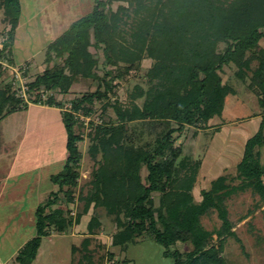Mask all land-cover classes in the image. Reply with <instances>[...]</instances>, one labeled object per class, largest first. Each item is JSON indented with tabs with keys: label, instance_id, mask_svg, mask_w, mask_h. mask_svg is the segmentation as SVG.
Returning <instances> with one entry per match:
<instances>
[{
	"label": "trees",
	"instance_id": "trees-1",
	"mask_svg": "<svg viewBox=\"0 0 264 264\" xmlns=\"http://www.w3.org/2000/svg\"><path fill=\"white\" fill-rule=\"evenodd\" d=\"M0 8L8 26L0 59L6 57L14 63L11 42L20 23L21 3L0 0ZM262 41L264 0H95L91 13L48 45L46 60L52 62L55 57L63 59V64L47 66L28 84L34 105L61 110L63 103L54 95L43 100V92L67 95L79 78L98 80L106 90L74 100L71 110L62 111L68 157L63 170L51 176L59 190L38 207L36 236L20 249L13 264H33L43 240L79 224L92 204L104 208L121 228L110 247L126 250L151 234L176 264H227L222 242L235 233L224 204L237 187L222 175L197 202L193 188L202 162L184 156L176 142L187 128L207 129L211 120L223 117L228 98L236 90L224 81L222 73L225 67L235 66V76L257 96L263 118L258 132L245 144L236 179L243 182V190L254 188L264 199L260 164L264 148ZM92 49L102 51L104 66L113 68L103 78L97 72L99 61ZM145 59L153 61L146 74V88L136 87L129 107L113 105L118 125L96 129L91 151L94 156L102 153L103 159L93 171L83 213L73 219L60 208L52 209L60 201V193L73 203L79 185V143L83 138L77 130L83 124L77 113L95 100L108 98L113 80L141 69ZM138 99L143 100L141 105ZM28 108L0 68V121ZM134 133L141 140L146 134H155V138L139 145ZM144 169L146 177L142 176ZM155 195H159L160 208L155 206ZM212 210L218 211L222 220V228L215 232L206 230L201 222ZM93 227H100L98 218L90 222V235L95 234ZM94 241L88 235L79 247L72 246V264H97ZM178 243L191 244L193 250L171 252ZM75 253H81L77 262ZM114 256L112 252L109 255L111 259Z\"/></svg>",
	"mask_w": 264,
	"mask_h": 264
},
{
	"label": "rangeland",
	"instance_id": "rangeland-1",
	"mask_svg": "<svg viewBox=\"0 0 264 264\" xmlns=\"http://www.w3.org/2000/svg\"><path fill=\"white\" fill-rule=\"evenodd\" d=\"M94 2L95 0H37L39 7H46V10L40 14L37 13V9L31 12L33 18L26 17L24 24L17 31V42L14 43L15 40L11 42L17 58L16 65L19 66V63L26 60L31 61L25 64L28 67V74H25L27 81H32L49 65L63 64V59L55 57L52 62H48L45 48L74 22L88 15L94 7ZM117 7L118 4L113 6L114 11ZM2 16L3 13L0 11V36L8 33ZM260 46L264 48V41ZM92 51L99 61L97 72L103 78L105 73L113 68L104 66L102 51L95 49ZM152 64V60L145 59L141 69L131 71L123 79L113 80V92L109 93L108 98L104 97L102 100H95L93 105H86L85 110H89V113L85 110L77 113V118L83 124L77 130L83 138L79 143L82 154L79 185L75 189L73 203H68L64 193H60V201L52 209L60 208L73 219L83 213L84 199L93 186V171L97 163L103 159L102 153L94 156L91 151L96 129L118 125L113 105L126 108L132 104V95L136 87L146 88V74ZM235 71V66H231L225 67L222 73L224 81L236 90V94L228 98L223 117L211 120L207 129L187 128L177 139L176 147H181L184 156L202 162L197 168L193 188L197 201H202L203 192L210 190L212 182L222 175H226L229 183L237 187L236 192L227 197L224 204L235 231L234 236L226 237L222 242L223 256L227 264H264V199L254 188L243 190V182L236 179L237 166L243 159L245 144L260 128L263 119L262 108L257 96L247 84L235 76ZM105 88V84L98 80L79 78L69 94L56 93L54 96L57 101L63 103V110L68 111L72 109L74 100L95 93L99 89L104 93ZM136 102L141 105L143 100L138 99ZM133 137L139 145H144L153 141L155 134H146L142 140L138 138V133H134ZM20 141L22 152L16 168L17 174L23 171L18 178L20 185L9 186L12 189H8L9 193L4 197L0 207L3 204L8 206V202L17 200L23 192L28 196L23 204L14 205L17 206V211L22 212L18 217L10 218L12 221L7 220L10 215H3L6 212L5 208L0 210V264H13L18 250L36 236V208L45 204L50 192L58 189L50 178L63 170L67 158V131L62 113L56 109L35 106L30 111L17 113L0 121V180L7 176L15 148ZM260 151L261 169L264 170V148ZM17 174L14 173V176ZM184 174L185 172L182 175ZM142 176H147L146 169L142 171ZM14 181L15 179L10 182ZM158 197L159 195H155V206L160 208L162 206ZM93 218H98L100 227H93L95 234L90 235V222ZM201 222L210 232L222 228V220L216 210L204 216ZM120 230L113 216L108 215L104 208L97 209L95 204H92L88 214L79 224H75L66 233H54L43 240L33 264H72V246L79 247L88 235L95 238L92 249L96 250L97 264H111L112 261L115 264H125L123 260L126 258L129 260L127 264H176L174 258L166 255L167 249L157 243L151 234L138 239L140 241L138 244L129 245L126 252L122 253L121 249L113 248L116 255L114 253L115 258L111 259L109 247L112 245L113 237ZM74 236L78 240H75ZM170 250L188 253L193 250V246L178 243ZM80 254L75 253L76 262L80 260Z\"/></svg>",
	"mask_w": 264,
	"mask_h": 264
},
{
	"label": "crops",
	"instance_id": "crops-1",
	"mask_svg": "<svg viewBox=\"0 0 264 264\" xmlns=\"http://www.w3.org/2000/svg\"><path fill=\"white\" fill-rule=\"evenodd\" d=\"M20 3H21V7H22V13H21V17H20V23H19V25H18V28L16 29V32H15V38H14V43L15 42H17V36H18V33H17V31H18V29L20 28V26H22L23 24H24V19L26 18V17H29L28 19H32L33 17H31V12H33L34 10H36L37 9V13H39L40 14V12H44L45 10H46V7H43V8H41V7H39V5L37 4V0H20ZM37 5V6H36ZM93 10V9H92ZM0 11H2V13H3V10H0ZM26 12V13H25ZM92 12V11H91ZM90 12V13H91ZM27 13H28V15H30V16H28L27 15ZM26 14V15H25ZM85 17V16H84ZM2 18H3V16H2ZM2 18H1V21H2ZM83 18V17H82ZM81 19V18H80ZM79 19V20H80ZM78 21V20H77ZM76 21V22H77ZM3 23V22H2ZM75 23V22H74ZM4 26L5 27H7L8 28V26L6 25V23L4 24ZM70 28V27H69ZM64 33V32H63ZM62 33V34H63ZM61 35V34H60ZM59 35V36H60ZM3 37H7V36H5V35H2V36H0V38H3ZM57 39V38H56ZM55 39V40H56ZM52 43V42H51ZM50 44V43H49ZM48 44V45H49ZM48 45L46 46V48H45V53H46V49H47V47H48ZM12 59H13V64H17V58L15 57V55H14V51H13V48H12ZM29 62H31V61H29V60H26L24 63H19V65L20 64H26V63H29ZM35 106H37V107H41V108H49V109H56V110H58V111H60L61 113H62V111L63 110H61V109H59V108H56V107H50V106H43V105H33V106H30L27 110H25V111H20V112H17V113H22V112H27V111H30V109L31 108H33V107H35ZM17 113H14V114H12V115H10V116H13V115H15V114H17ZM10 116H8V117H10ZM7 117V118H8ZM7 118H5V119H7ZM4 119V120H5ZM3 121V120H2ZM1 121V122H2ZM63 124H64V122H63ZM65 126V125H64ZM66 129V128H65ZM18 138H20V136L18 137ZM19 144H17V148H15V153H14V157H13V159H12V161H11V164H10V169L8 170V173H7V176L6 177H4V178H2V180H0V204L3 202V199H4V197H6V195H8V189H10L12 186H16V187H18L19 185H20V180H18V178H20L19 177V175L23 172V171H21V173L20 174H17L18 172H17V170H16V168H17V164H18V160H19V155L21 154V152H22V146H21V141L20 142H18ZM67 157H68V152H67ZM66 160H67V158H66ZM65 164H66V162H65ZM65 166V165H64ZM62 171V170H61ZM60 171V172H61ZM14 173H16L17 175H15L14 176ZM13 179H15V181L14 182H10V181H13ZM50 181H51V178H50ZM11 184H13L12 186H11ZM9 186H11V187H9ZM58 187V186H57ZM12 189V188H11ZM59 190V188L57 189V190H55V191H52V192H50L49 193V197L51 196V194L52 193H55V192H57ZM24 193V194H23ZM22 194H20V198H18L17 200H14V201H10V202H8L9 203V205L8 206H3V205H5V204H3L1 207H0V210H2V209H6V212H5V214H3V215H6V216H9L10 215V217H7V220H9V221H12V220H10V218L11 219H13V217H18L19 216V214L22 212V211H20V210H16V208H17V206H14V205H17V204H23V201H25V198L28 196V194L27 193H25V192H23ZM194 194V193H193ZM48 197V198H49ZM194 197H195V195H194ZM196 199V198H195ZM197 201V200H196ZM197 202H200V200L199 201H197ZM46 203V202H45ZM40 206V205H39ZM38 206V207H39ZM38 207L36 208V211H35V216H36V212H37V209H38ZM11 213L12 214H14V215H11ZM233 231H234V229H233ZM235 232V231H234ZM74 239L75 240H78L77 239V237H75L74 236ZM140 241H138V243H139ZM27 243V242H26ZM25 243V244H26ZM138 243H136V244H138ZM24 244V245H25ZM23 245V246H24ZM22 246V247H23ZM22 247L20 248V249H22ZM129 247V246H128ZM128 247H127V249L126 250H122V248H120V247H109V251L110 252H112V253H115L114 252V250H113V248H119V249H121V251H122V253L123 252H126L127 250H128ZM20 249L18 250V252L20 251ZM18 252H17V254H18ZM17 254H16V256H17ZM115 255H116V253H115ZM15 256V257H16ZM118 260V259H117ZM128 259L126 258V259H124L123 260V262H125V264H127L128 263Z\"/></svg>",
	"mask_w": 264,
	"mask_h": 264
},
{
	"label": "built area",
	"instance_id": "built-area-1",
	"mask_svg": "<svg viewBox=\"0 0 264 264\" xmlns=\"http://www.w3.org/2000/svg\"><path fill=\"white\" fill-rule=\"evenodd\" d=\"M7 41V37H3L0 40V50L3 49L5 42ZM0 68L2 71L6 72L9 76L10 82L13 84L15 89L17 90V96L24 100L26 104L30 106L34 105L30 98V90H29V81L26 80L25 74L28 70V67L24 65H16L11 63L6 57L4 59H0ZM53 92H43L42 98L46 100L48 96H53ZM111 264H115L112 261Z\"/></svg>",
	"mask_w": 264,
	"mask_h": 264
}]
</instances>
